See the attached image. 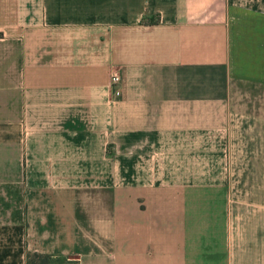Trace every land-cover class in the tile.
<instances>
[{"label":"crops","instance_id":"0c3cea01","mask_svg":"<svg viewBox=\"0 0 264 264\" xmlns=\"http://www.w3.org/2000/svg\"><path fill=\"white\" fill-rule=\"evenodd\" d=\"M243 84L264 0H0V264H264Z\"/></svg>","mask_w":264,"mask_h":264},{"label":"rangeland","instance_id":"374dc122","mask_svg":"<svg viewBox=\"0 0 264 264\" xmlns=\"http://www.w3.org/2000/svg\"><path fill=\"white\" fill-rule=\"evenodd\" d=\"M240 90L242 92V94H241L242 99L244 101L250 100L252 102L249 110L252 113L264 115V108L262 105L263 103L261 102L264 100V88L259 87V86H255V85H250V84H243L240 87ZM256 101H260V103L256 104ZM253 104H254V106H253ZM245 110H247V109H245Z\"/></svg>","mask_w":264,"mask_h":264},{"label":"trees","instance_id":"16d2710c","mask_svg":"<svg viewBox=\"0 0 264 264\" xmlns=\"http://www.w3.org/2000/svg\"><path fill=\"white\" fill-rule=\"evenodd\" d=\"M142 22L146 23H156L158 21L154 20L153 18L143 17ZM54 259L50 255L41 254V253H26V261L27 264H47L52 262Z\"/></svg>","mask_w":264,"mask_h":264},{"label":"built area","instance_id":"2783aa9c","mask_svg":"<svg viewBox=\"0 0 264 264\" xmlns=\"http://www.w3.org/2000/svg\"><path fill=\"white\" fill-rule=\"evenodd\" d=\"M110 80H111V83L116 84L120 81V77L118 74L115 73L111 75Z\"/></svg>","mask_w":264,"mask_h":264}]
</instances>
